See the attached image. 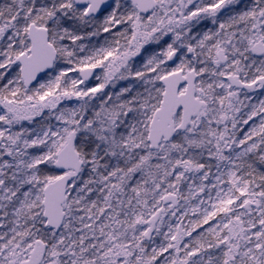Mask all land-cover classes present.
<instances>
[{
  "label": "snow or ice",
  "instance_id": "snow-or-ice-1",
  "mask_svg": "<svg viewBox=\"0 0 264 264\" xmlns=\"http://www.w3.org/2000/svg\"><path fill=\"white\" fill-rule=\"evenodd\" d=\"M262 97L264 0H0V264H264Z\"/></svg>",
  "mask_w": 264,
  "mask_h": 264
},
{
  "label": "rangeland",
  "instance_id": "rangeland-1",
  "mask_svg": "<svg viewBox=\"0 0 264 264\" xmlns=\"http://www.w3.org/2000/svg\"><path fill=\"white\" fill-rule=\"evenodd\" d=\"M204 23H207V22H204ZM209 26H210V25H209ZM123 83H124V82H121V85H118V87H119V86H122ZM90 86H92V85L90 84ZM108 90H110V89H106V91H108ZM262 98H264V97H262Z\"/></svg>",
  "mask_w": 264,
  "mask_h": 264
}]
</instances>
